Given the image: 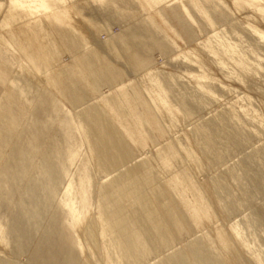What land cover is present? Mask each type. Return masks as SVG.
Instances as JSON below:
<instances>
[{
	"label": "rangeland",
	"instance_id": "rangeland-1",
	"mask_svg": "<svg viewBox=\"0 0 264 264\" xmlns=\"http://www.w3.org/2000/svg\"><path fill=\"white\" fill-rule=\"evenodd\" d=\"M19 1L24 8L17 10L10 3L11 0H0V115L2 111L8 110L12 122L0 149V264H105L104 258L107 256L113 257L111 260L118 264L128 261H131L128 264L134 261L135 264H161L164 259H168L170 264H186L179 258H172L184 252L189 244L191 247L193 242L203 244L202 240L206 236L204 242L207 241V246H210L208 251L211 254L218 253L220 249L219 244H215L218 239L229 246L230 252L225 264H264V0H211L223 7L227 19L216 16L212 22L193 11L195 24L181 17L189 25L187 32L179 28L176 22H162V11L172 9L178 12L182 5L189 9L187 0H167L169 3L156 8H150L143 0H105L104 3L108 4L88 0H50L59 6L56 11H51L46 0ZM147 3L151 5L150 1ZM33 7L37 11L30 12L29 8ZM260 7L262 10H259ZM60 8L70 17L71 28L63 30L50 19L60 12ZM246 22L262 33L263 48L247 37L251 26ZM213 31L219 32V40L212 41L223 43L225 40L224 44H234L236 52L243 54L251 69L247 72L241 70L229 56L227 59V54L208 55L203 51L199 43L213 35ZM62 33L72 38L77 48H71L61 39L59 35ZM80 36H86L88 44L80 40ZM33 39L34 43L40 42L46 52H55L47 74L71 77L70 90L78 94L74 97L75 103L59 96L45 82V68L40 66L41 71H37L36 66L31 65L27 55L21 51ZM254 39L259 40L256 37ZM191 50L195 51L190 56ZM99 52L106 55L105 59ZM186 52L190 53L189 56ZM252 54L261 58L262 62ZM85 56L93 59L99 71H81L80 58ZM190 57L194 58L190 59L192 62ZM107 64H111L121 75L119 81L107 72ZM253 69L256 71L253 72ZM146 72L156 79L160 87L165 88L166 106L172 111L163 104L165 99L156 96L154 88L158 84L151 82L149 74L144 75ZM135 90L139 91L137 98L132 95ZM151 93L152 100L149 97ZM180 97L185 107L179 105ZM130 101L138 102L139 114L144 111L140 103L146 101L148 109L160 118V124L164 127L163 134L152 133L153 137L149 139L151 142L146 145L140 135L141 131L132 121L133 108ZM108 103H116V109ZM177 104L181 108L176 107ZM87 110L96 111L99 118L101 114L104 130L113 129L115 138L124 144V148L127 151L132 149L130 154L128 151L130 160L121 166L101 163L97 148L92 145L90 149L88 146L93 133L83 118ZM147 125H144V130L148 132ZM209 126L216 132L212 135L211 150L205 153L204 149L202 151L204 138L198 130L205 127V130H209ZM195 130L199 133L198 137L195 136ZM135 139L140 143L139 146L130 144ZM200 142L203 144L200 145ZM171 147L175 149L171 150ZM186 149L194 158L185 156ZM159 151L162 152V158H171L168 162L170 164L164 166L165 169L159 163ZM45 168L50 170L49 177L42 175ZM136 172L139 176H136ZM141 173L142 176L151 177L153 185L146 179L148 177H143L144 186L142 184L141 188ZM130 178L131 183L139 184L133 186L139 189L137 194L130 186L134 196L139 194L137 204L143 206L142 202L148 198L149 202L146 200L144 204L147 208L137 204L129 205L132 203L120 206L118 199H114L116 184L124 186L122 179L129 184ZM144 180L151 185L145 184ZM31 181H34L33 185ZM168 181L178 184L185 191L189 204H195L207 219L197 227L193 226L189 214L181 210L178 196L169 190ZM203 189L211 190L214 196L212 193L206 194ZM109 192L115 196L111 195V198ZM140 194L142 198L146 195L148 197L143 200ZM97 200L99 207L96 206ZM162 202L165 205L164 211V207L160 206ZM117 206H124L123 209L127 211L133 206L131 208L134 212L132 209L129 212L122 208L120 210ZM144 207L150 212L146 213ZM171 214L186 221L184 231L177 234L168 231V217ZM131 215H135L133 218L136 221ZM153 215L159 217L158 221ZM104 216L108 224H115L112 231L107 232L106 222L100 223L99 217ZM118 216L120 220H116ZM132 222L134 226L130 224ZM161 224L167 226H162L166 232L161 230ZM119 225L125 233H122ZM142 225L147 226L149 231ZM139 226L142 229H138ZM235 226L239 231L238 239L232 235ZM103 229L107 232L104 238L100 236ZM156 230L157 235L154 232ZM114 231L117 236L120 234L118 239L127 236L125 239L128 240H120L123 242V245H119H122V249L117 246L121 252L115 243L112 244L117 238ZM142 231H146L145 234L149 232L151 239L150 242L144 240V246L148 245L145 248L147 254H140L142 256L137 257L141 260H138L134 259L137 254H133L135 251L132 248L136 249L138 243L135 244L132 237L137 233L145 236ZM158 232H161L162 237L167 233V237H159ZM213 232H216L215 235ZM152 235L157 237L155 243ZM104 248L110 249V255L109 249ZM124 249L132 253L123 252L126 256H132L128 257L130 260L122 254ZM252 253L253 258L260 256L257 257L259 261L251 258ZM120 256L126 259L121 257V260ZM255 260L257 263H253Z\"/></svg>",
	"mask_w": 264,
	"mask_h": 264
},
{
	"label": "bare ground",
	"instance_id": "bare-ground-1",
	"mask_svg": "<svg viewBox=\"0 0 264 264\" xmlns=\"http://www.w3.org/2000/svg\"><path fill=\"white\" fill-rule=\"evenodd\" d=\"M92 2V3H95V2H98V1H104V0H88V2ZM137 1H139V0H137ZM144 2H145V4L147 5V6H149L150 8H152V7H156V6H158V5H160L161 3H163L164 2V0H143ZM150 1V3H151V5H149V3H147V2H149ZM187 2H188V4H189V9L187 8V7H183L184 8V11L186 12V14H187V16H188V18L195 24L196 23V20H195V17H194V15H193V11L196 13V14H198V16H201L203 19H211L212 20V22H213V17H216V16H220V17H222V18H224V19H227V14L225 13V10L223 9V7H221L220 5H218V3H216V2H213V1H211V0H202V1H200V0H187ZM210 8H211V11H210ZM259 10H262V8L260 7L259 8ZM229 23V22H228ZM241 23V22H240ZM246 24L248 25V24H250V23H248V22H246ZM245 24V25H246ZM244 26V24H241V26ZM250 26L252 27H249L250 29L248 30V33L247 32H245V33H247L249 36H247V37H250L251 39H253V40H255V42L257 43V44H259L262 48H263V46L261 45V40L263 39V35H262V33L260 32V31H258V29L256 30L255 29V27H253L251 24H250ZM236 27V26H235ZM246 27V26H245ZM238 28H239V26H238ZM247 29H248V26L246 27ZM217 31H219L220 32V30H218V29H216ZM215 30V31H216ZM247 31V30H246ZM214 32V31H213ZM219 32H217V33H213V35H206L208 38L207 39H205V41H203V43L201 44V43H199L200 45H202V50L203 51H206L207 52V54L209 55V54H214V55H226V57L227 56H229V59H231V60H233L234 61V64L238 67V68H240L241 70H244V71H248L249 70V68L251 67L250 66V63H249V61L248 60H246L245 59V57L243 56V54L242 53H240L241 55H238L239 53L238 52H236V47H235V45L233 44V46L232 45H230L229 43H231V42H228V43H225L224 44V42H225V40H224V42L223 43H221L220 41L218 42V41H212L213 39H215V40H217L218 39V34H219ZM212 33V32H211ZM246 34V35H247ZM245 35V36H246ZM257 38V39H259L258 41L256 40V39H254V38ZM219 40V39H218ZM220 40L221 41H223V39H221L220 38ZM106 41H108V40H106ZM84 42H86V41H84ZM88 42V41H87ZM86 42V43H87ZM211 42H214V44L216 45H214V44H212ZM101 43H99V45H100ZM214 46H212V45ZM227 44V45H226ZM232 44V43H231ZM95 45V44H94ZM107 45V44H106ZM198 45V44H197ZM199 45V46H200ZM254 45V44H253ZM102 46V45H101ZM101 46H99V47H101ZM104 46V45H103ZM198 46V47H199ZM259 46V47H260ZM107 47V46H106ZM256 48H257V46H255ZM74 48H75V46H74ZM105 48H103V50H104ZM200 49H201V46H200ZM253 50V49H252ZM193 51H195V50H193ZM192 50L190 51L191 52V54L189 53V52H186L187 54L189 53L190 54V56L193 54L192 52H193ZM249 51H250V49H249ZM263 51V50H262ZM205 52V53H206ZM103 57L102 58H104V57H106V55L104 56L101 52H99ZM185 53V54H186ZM204 53V54H205ZM238 53V54H237ZM251 53H255V51L254 52H252L251 51ZM258 53V52H257ZM185 54H183L184 56H185ZM186 54V55H187ZM189 54H188V56H189ZM235 54H237V55H235ZM236 57H235V56ZM252 55H254L255 56V54H252ZM181 56H182V54H181ZM253 56V57H254ZM186 57V56H185ZM193 57H194V55H193ZM234 57L236 58V59H234ZM256 57V59H258L257 58V56H255ZM259 57V56H258ZM181 58H184V57H181ZM186 58H188V57H186ZM185 58V59H186ZM105 59V58H104ZM108 59V58H107ZM184 59V60H185ZM190 59H194V58H189V60ZM227 59H228V57H227ZM256 59H255V61H256ZM259 60V62H262V60H261V58L260 59H258ZM261 60V61H260ZM191 61V60H190ZM109 62V61H108ZM192 62V61H191ZM112 63V62H111ZM194 63H195V61H194ZM260 64H262V63H260ZM202 67V66H201ZM200 68V67H199ZM198 68V69H199ZM202 69V68H201ZM251 69V68H250ZM254 71H256V70H254L253 69V72ZM107 72L109 73V74H111L112 76H113V78L115 79V80H118L119 81V79H120V77H121V75L115 70V68L111 65V64H107ZM151 72V71H150ZM154 72V71H153ZM249 72H252V71H249ZM152 73V72H151ZM156 73V72H155ZM147 74H149V72L147 73H145L144 75H146L147 76ZM153 75V74H152ZM145 76V78H147ZM151 78H152V80H151ZM193 78V77H192ZM149 79H150V81L151 82H153V83H156V85L157 86H155V88H154V90H155V92H156V96H158L160 99H165V100H163V104L166 106V95H165V93H166V91H165V88H163V87H160L159 86V83H157L156 82V79H154V77H152L151 76V74H149ZM194 80V79H193ZM46 81H47V79H46ZM195 82H197V80L195 79ZM47 84H49L52 88H53V90H55L58 94H59V96L61 95V97H64V98H67L68 100H70V102L71 103H75L76 101H75V99H74V97H76V96H78V94H74V92L73 91H70V87H69V85L67 86V87H65L64 86V83H57V84H54V83H47ZM67 89V90H66ZM72 89V88H71ZM165 91V92H164ZM142 92H143V90H142ZM137 93H139V91H136L135 90V92H133V97H138V94ZM144 93V92H143ZM128 94V93H127ZM149 96V95H148ZM150 98H151V100L153 99V95H152V93H151V95L149 96ZM195 98V97H194ZM180 100H178L179 102H180V104L179 105H181V107H185L186 105H185V103H184V101L182 100V98L180 97L179 98ZM66 100V99H65ZM149 100V99H148ZM66 102H67V100H66ZM130 102H132V101H130ZM137 104H138V102H132V108H133V115H132V121L135 123V126L141 131L140 132V135H141V137L143 138V142H144V144L146 145L148 142H151V141H149V139H151V137H153V134L152 133H156V134H158V135H162L163 134V128H162V126H161V124H160V118H158L151 110H149L148 109V107H147V104H146V101H143V102H141L140 104L144 107V111H143V114H139L138 113V109H137ZM72 105V104H71ZM108 105H110L111 107H113V108H115L116 109V103H113V104H111V103H108ZM124 106L125 107H127V105H126V103L124 104ZM166 107H168V109H170L171 110V108L167 105ZM176 107H180V106H178V104H177V106ZM180 107V108H181ZM172 111V110H171ZM96 112V111H95ZM95 112H93V111H88L87 110V113L84 115V119H86L85 121L87 122V125H88V127L90 126V128L92 129V133H93V139H92V141H91V143L88 141V139L86 138V141H88V146L90 147V149H92V145H93V147H96L97 148V150H98V158L101 160V163H104V164H113L114 166L115 165H120V164H124V163H126L127 161H128V159H129V154L131 153V151H132V149H130V150H128V151H130L129 152V154H128V151H127V149L126 148H124V144L119 140V139H117V138H115V136H114V133L112 132V130H110V128L107 130H104V127H102L104 124V121L102 122L101 121V114H100V118L95 114ZM99 112V111H98ZM81 113V112H80ZM227 113V112H226ZM79 114V113H78ZM99 115V114H98ZM227 116H229V114L227 115ZM230 117V116H229ZM232 117V116H231ZM232 119L234 120V118L232 117ZM221 120V119H220ZM232 120V121H233ZM235 121V120H234ZM217 123H220V122H218V121H216ZM216 122H215V124H216ZM229 122H230V120H229ZM148 124L147 126H148V132L146 131V130H144V125L145 124ZM162 123V122H161ZM163 125H164V123H163ZM165 125H167V124H165ZM164 125V126H165ZM205 125H207V124H205ZM147 126H145V129H147L146 127ZM202 127H204V125H201ZM168 127V126H167ZM202 127H200V128H202ZM211 127L212 126H209L207 129H209V130H205L206 129V127L203 129H196V130H198V132L200 133V136L202 135L203 136V138H204V144H203V148H202V146H200V145H202L201 144V142H200V148H202V151H203V149H204V151H205V153L206 152H209L210 150H211V147H212V145H213V137H212V135H213V133H215L216 132V130L213 128V129H211ZM123 128V127H122ZM152 129V131H151V129ZM199 128V127H198ZM195 130V132H196V134H195V136H197L199 133L197 132ZM114 131V130H113ZM151 134H152V136H151ZM226 134V133H225ZM242 134V133H241ZM226 135H228V134H226ZM217 136V135H216ZM198 137V136H197ZM202 138V137H201ZM202 138V139H203ZM153 140L155 141V138H153ZM152 140V142H154ZM245 140V139H244ZM202 141V142H203ZM178 143V142H177ZM215 143V142H214ZM237 143V142H236ZM131 145L133 144V145H135V146H139L140 145V143L135 139V140H133V141H131V143H130ZM169 145H170V143H169ZM171 146H174V145H171ZM186 147V146H185ZM134 148V147H133ZM187 148V147H186ZM135 149V148H134ZM171 150H174L175 148L174 147H171L170 148ZM188 149V148H187ZM187 149H186V155L185 156H187L188 158H194L192 155H191V153H190V151H187ZM190 149V148H189ZM163 150V149H162ZM183 150V149H182ZM201 150V149H200ZM180 151V150H179ZM185 151V150H184ZM203 151V152H204ZM175 152H176V150H175ZM181 152V151H180ZM192 152V151H191ZM202 152V153H203ZM181 154V153H180ZM183 154V153H182ZM215 154V153H214ZM158 155H159V159L161 160V162H159L158 160V158L157 157H155V159L157 158L158 160H156V161H158L159 163H161V164H163L162 166L164 167V166H168V164H170V163H168L169 162V159L171 160V158H166V159H164V158H162V152L161 151H159L158 152ZM169 156V155H168ZM184 156V157H185ZM165 157V156H164ZM212 157V156H211ZM176 158V157H175ZM221 158V157H220ZM130 160V159H129ZM187 160H190V159H187ZM197 161V160H196ZM147 162V161H146ZM173 162V161H172ZM195 162V161H194ZM142 164H146V163H142ZM141 164V165H142ZM161 164H159L160 166H161ZM148 165V164H147ZM147 165L144 167V168H146L147 167ZM110 166H112V165H110ZM121 166V165H120ZM136 166L137 167H139L138 166V164H136ZM161 166V167H162ZM137 167H135L136 169H137ZM149 167V166H148ZM144 168H143V170H144ZM151 168V167H150ZM171 168V167H170ZM136 169H135V171H136ZM140 169V168H139ZM162 169H165V167L164 168H162ZM172 169V168H171ZM132 170H133V168H132ZM145 170H147V169H145ZM144 170V171H145ZM149 170V169H148ZM166 170H167V168H166ZM138 171V170H137ZM144 171H141V172H144ZM150 171H152V169L150 170ZM149 171V173H151ZM169 171V170H168ZM133 172V171H132ZM139 172H140V170H139ZM148 172V171H147ZM147 172H146V174H147ZM137 173V175L136 174H134V175H136V176H139L138 174V172H136ZM148 173V175H152V174H149ZM133 174H131V175H133ZM143 174H145V173H143ZM141 176H142V173L140 174ZM135 176V178L137 179V177ZM132 177V176H131ZM134 177V176H133ZM143 177H144V179L146 178V177H148V178H146L147 180H149V182L150 183H152V185H153V182H151L150 180H151V177H149V176H147V175H145V176H142L141 178V180H140V186H142V184H143ZM153 178V177H152ZM139 179V178H138ZM168 179V178H167ZM166 179V180H167ZM120 180V179H119ZM123 180V179H122ZM121 180V182H122V185H124V186H119V185H117L116 184V187H117V189L115 190V192H113L115 195H116V197L114 198V199H118V201H119V203L118 204H120V206H122V204H125V203H132V204H129V205H134V206H136L135 204H137L138 202H136V200H138L139 201V194L138 195H136L137 194V190H139V189H135L133 186L135 185V182H132L131 183V178H130V183L129 184H126V182H124V181H122ZM147 180H144V181H146L145 182V184L147 183ZM133 181H135L134 180V178H133ZM142 181V182H141ZM121 182H120V184H121ZM123 182L126 184H123ZM139 182V181H138ZM169 182V181H168ZM118 183H119V181H118ZM148 184V183H147ZM136 185H139V184H136ZM135 185V186H136ZM148 185H151V184H148ZM119 186V187H118ZM130 186H132L134 189H135V192H136V196L138 197V199H137V197L136 196H134V194H133V192H132V189L133 188H130ZM143 186H144V184H143ZM143 186L141 187V188H143ZM145 186H147V185H145ZM207 186H209V185H207ZM206 186V187H207ZM218 186V185H217ZM148 188H149V186H147ZM211 187V186H210ZM137 188V187H136ZM140 188V187H139ZM168 188H169V190H171V192L173 193V194H175V195H177L178 196V198H179V202H180V207H181V210L182 211H184V212H187L188 214H189V221L193 224V226H195V227H197V225H199L203 220H205V219H207L205 216H204V214L203 213H201L200 212V210H199V208L195 205V204H193V205H191V204H189V202L186 200V198H185V191H183L180 187H179V185L178 184H176L174 181H170L169 183H168ZM168 188H167V190H168ZM208 188V187H207ZM150 189V188H149ZM212 189V188H211ZM146 190V189H145ZM161 190V189H160ZM142 191V190H141ZM144 191V190H143ZM157 191H159V190H157ZM163 191H164V188H163ZM162 191V192H163ZM203 191H206V189L204 190L203 189ZM211 191V190H210ZM210 191L209 190H207L206 191V194H208V195H211V193H212V195H213V192H211L210 193ZM148 192V191H147ZM159 192H161V191H159ZM158 192V193H159ZM161 192V193H162ZM169 192V191H168ZM113 193L112 194H110V192H109V194H110V196L112 195L113 196ZM139 193H141V192H139ZM141 194H143V193H141ZM141 194H140V198H142L141 197ZM160 194V193H159ZM158 194V195H159ZM164 194V193H163ZM114 195V196H115ZM143 195H145V194H143ZM162 195V194H161ZM160 195V197H164V196H161ZM112 196H111V198H112ZM113 196V197H114ZM147 196V195H146ZM146 196H144L143 198L145 199V197ZM156 196V195H155ZM214 196V195H213ZM148 197V196H147ZM159 197V198H160ZM205 197H206V195H205ZM209 197V196H208ZM101 198V197H100ZM142 198V199H143ZM149 198H151V197H149ZM213 198V197H212ZM143 199V200H144ZM207 199V198H206ZM209 199V198H208ZM214 199V198H213ZM213 199H211V201H213ZM216 199V198H215ZM214 199V200H215ZM108 200H109V198H108ZM142 200V201H143ZM148 201V198L147 199H145V202H147ZM166 200V199H165ZM141 201V202H142ZM210 201V200H209ZM134 202H136V203H134ZM140 202V203H141ZM145 202L143 201L142 203H144L145 204ZM149 202V201H148ZM208 202V201H207ZM217 202V201H216ZM216 202H215V204H216ZM109 203H111V200L109 201ZM108 203V204H109ZM116 203H117V201H116ZM141 203V204H142ZM159 203V202H158ZM163 204L162 205H160V206H163L164 208H162V210L163 209H165V205H164V202H162ZM168 203V202H167ZM219 203V202H218ZM100 204V203H99ZM118 204H116V205H118ZM127 204H125V205H127ZM143 204V206H145ZM148 204V203H147ZM165 204H166V202H165ZM210 204V203H209ZM111 205V204H110ZM114 205H115V202H114ZM138 205V204H137ZM140 205V204H139ZM138 205V206H139ZM167 205V204H166ZM169 205V204H168ZM168 205H167V207H168ZM96 206H98V200H97V205ZM112 206V205H111ZM141 206V205H140ZM143 206H141V207H143ZM157 206H158V204H157ZM211 206V205H210ZM216 206V205H215ZM99 207V206H98ZM113 207V206H112ZM117 207H119V206H117ZM124 207V206H123ZM123 207H121L122 208V210H124L123 209ZM131 207H133V206H130L129 208L130 209H132V211H133V208H131ZM146 208H147V206H145ZM144 207V208H145ZM169 207H170V205H169ZM168 207V208H169ZM222 207V206H221ZM120 208V207H119ZM121 208H120V210H121ZM125 208V207H124ZM128 208V207H127ZM126 208V209H127ZM135 208V207H134ZM145 208V209H146ZM129 209V210H130ZM170 209V208H169ZM110 210V209H109ZM115 209H113V211H114ZM118 210V209H117ZM129 210L127 211V210H124V211H127V212H129ZM136 210V209H135ZM137 210H138V208H137ZM170 210H173V209H170ZM123 211V212H124ZM131 211V212H132ZM146 211V213L147 212H150V211H147V209L145 210ZM144 210H143V212H145ZM159 211V210H158ZM164 211V210H163ZM166 211V210H165ZM110 212V211H109ZM122 212V211H121ZM134 212V211H133ZM132 212V213H133ZM152 212H154V211H152ZM160 212V211H159ZM158 212V213H159ZM167 213L169 212L168 211V209H167V211H166ZM120 213V212H119ZM131 213V214H132ZM138 213H139V211H138ZM146 213L144 214V215H146ZM109 214V213H108ZM111 214V213H110ZM114 214L115 215H117L115 212H114ZM121 214V213H120ZM119 214V215H120ZM125 214H126V212H125ZM154 214V213H153ZM162 214V213H161ZM161 214H159V215H161ZM124 215V214H123ZM126 215H129L128 213L126 214ZM139 215H141L140 213H139ZM138 215V216H139ZM143 215V214H142ZM150 215V214H149ZM111 216V215H110ZM109 216V217H110ZM132 216V215H131ZM137 216V215H136ZM146 216H148V215H146ZM146 216H144L145 217V219H146ZM153 216H155V215H153ZM187 216V215H186ZM100 217H102V214H100ZM99 217V219H100V223L102 224H104L105 222H106V220H107V215H106V217L104 216V218H100ZM113 217V219H114V216H112ZM119 218H117L116 220H120V216H118ZM121 217H123L122 215H121ZM127 217V216H126ZM126 217H124V218H126ZM130 217V216H129ZM133 217H135V215L134 216H132V218ZM143 217V216H142ZM150 216H148V218H149ZM151 217H152V215H151ZM155 217H157V221H158V216H155ZM154 217V218H155ZM131 218V219H132ZM108 219H112V218H108ZM130 219V218H129ZM133 219H135V221H136V218H133ZM142 219V218H141ZM144 219V220H145ZM151 219V218H150ZM153 219V218H152ZM156 219V218H155ZM155 219H153V221L155 220ZM168 219H170L169 220V222H168V225H169V229H168V231L170 230L171 232H173V233H180L182 230L184 231L185 230V228H186V221L182 218V217H179L178 215H172L171 214V217L169 218L168 217ZM115 220V219H114ZM123 220V219H122ZM127 220V219H126ZM162 220V219H161ZM102 221V222H101ZM133 221V220H132ZM147 222L149 221L148 219L146 220ZM156 221V220H155ZM207 221V220H206ZM113 222H115V221H113ZM118 222V221H117ZM123 222V221H122ZM121 222V223H122ZM131 222V221H130ZM141 222V221H140ZM161 222V221H160ZM160 222H158V223H160ZM162 222L164 223V221L162 220ZM107 223V222H106ZM120 223V222H119ZM137 223V222H136ZM153 223H155V222H153ZM108 224V223H107ZM114 224V223H113ZM113 224L110 222L107 226L108 227H106V226H104V227H106L107 228V232L108 231H112L111 229H114V228H112V226H113ZM117 224V223H116ZM127 224H129V222L127 223ZM131 225H133V222L132 223H130ZM141 224V223H140ZM155 224H157V223H155ZM154 224V225H155ZM118 225V224H117ZM124 223H123V227H124ZM145 225H147L148 226V224H146V222H145ZM145 225H142V226H145ZM150 225H151V227H152V224L150 223ZM153 225V226H154ZM164 225V227H167V226H165V224H163ZM162 224H161V227L163 226ZM114 226H115V224H114ZM120 226V225H119ZM130 226V225H129ZM134 226V225H133ZM138 226V225H137ZM147 226H145V228L147 227ZM158 226V225H157ZM160 226V225H159ZM121 227V229H122V226H120ZM125 228H127V227H125ZM133 228V227H132ZM135 228H136V226H135ZM145 228H143V230H145ZM149 228V227H148ZM156 228V227H155ZM160 228V227H159ZM237 226H235L234 227V229L232 230L233 231V233L234 234H232L234 237H235V239L237 238H239V231H237ZM117 229V228H116ZM120 229V228H119ZM119 229H117V231L119 230ZM120 229V230H121ZM129 228H127V230H128ZM131 229V228H130ZM138 229H142V227L140 228V226H139V228ZM147 229V228H146ZM154 229V227H152V229L151 230H153ZM156 229H158V227L156 228ZM164 230L165 228H161V230ZM122 230H123V232H122ZM120 232H122V233H125L124 232V229H122ZM126 230V229H125ZM133 230V229H132ZM148 230V229H147ZM146 230V231H147ZM162 230V231H163ZM116 231V230H115ZM114 231V232H115ZM139 231V230H138ZM137 231V232H138ZM145 231V232H146ZM149 231V230H148ZM158 230H156V231H154L155 233L157 232ZM161 231V232H162ZM165 232H166V230H164ZM168 231H167V233H168ZM169 231V232H170ZM107 232H105V229H103L102 230V233H100V236L101 237H106L105 235H107ZM130 232V231H129ZM129 232H127V234H131V233H134L135 231H132L131 233H129ZM142 232H144V231H142ZM145 232H144V235L145 236H143L142 237V235H139V233H137V234H134L133 235V237H132V239H135V244L136 243H138L137 244V246H139L138 248H137V246H136V249H135V247H133L132 246V248H134L133 249V251H135L133 254L134 255H136V257L137 256H142L143 254H145V256H146V251L147 250H145V248L147 249V246H144V244H146V241L144 242V240H148L149 242H150V240L149 239H151L149 236L150 235H148V234H150L149 232L148 233H146L147 234V236H146V234H145ZM151 232V231H150ZM161 232H158V236L161 234ZM106 233V234H105ZM163 233V232H162ZM167 233H165V235L163 234V237L165 236V237H167ZM214 233V232H213ZM216 233V232H215ZM215 233H214V235H215ZM114 234V233H113ZM119 234V233H118ZM205 234V233H204ZM203 234V235H204ZM109 235H110V233H109ZM115 235L117 236V234H116V232H115ZM120 235V234H119ZM119 235L117 236V238L116 239H118V237H119ZM132 235V234H131ZM131 235H129L128 236V238H129V240H130V238H131ZM156 235H157V233H156ZM214 235H213V237H214ZM111 236V235H110ZM110 236H107V237H110ZM114 236V235H113ZM126 236V235H125ZM125 236L123 235L122 236V238L120 237V239H118L119 241L117 242H115V240H114V242H112V244H114L115 243V246L117 247V246H119L120 245V243L122 242H120V240H122V239H124V241L125 240H128V239H125ZM153 236V235H152ZM151 236V237H152ZM155 236V235H154ZM154 236H153V239H152V241L155 243V241H154V239H157V237L156 238H154ZM161 236V238H163L162 237V235H160ZM159 236V237H160ZM170 236V233H168V237ZM112 237V236H111ZM110 237V238H111ZM115 237V236H114ZM124 237V238H123ZM127 237V236H126ZM164 237V238H165ZM241 237V236H240ZM90 239H91V236L89 237ZM109 238V239H110ZM170 238H171V236H170ZM205 238H207V236L205 237ZM205 238H204V240H202L203 241V244H201V243H199L200 241H198V243L199 244H194V242L193 243H191V244H193L191 247H190V244L187 246V247H189V248H185L184 249V252L182 251V253H179L180 255H176L175 257L173 256V255H171V257L173 256L174 258H172V259H175L176 258V260H177V258H179V259H181L182 261H185V263L186 264H225V260H226V258H227V255H228V253L230 252V248H229V246L227 245V244H224L223 242H221L219 239L217 240L218 241V243H215V244H219L218 246H220V253H219V250L217 249V248H215L214 246V249H217L218 250V253L216 252V254H211L209 251H208V248L210 247V246H207L208 244L206 243V242H204L205 241ZM216 238V237H215ZM108 239V238H107ZM111 239V240H112ZM214 239V238H213ZM243 239V238H242ZM242 239H240V241H242ZM111 240H109L108 241V244H109V242L111 241ZM112 240V241H113ZM214 240H216V239H214ZM214 240H212L213 241V243H214ZM244 240V239H243ZM107 241V240H106ZM157 241V243H158V240H156ZM159 241L161 242L162 240H160L159 239ZM167 241V240H166ZM165 241V242H166ZM208 241H209V239H208ZM104 242H105V240H104ZM104 242H103V245H104ZM131 242V241H130ZM134 241L132 240V243H133ZM144 242V243H143ZM148 242V243H149ZM168 242V241H167ZM166 242V243H167ZM210 242V241H209ZM123 243V242H122ZM121 243V244H122ZM162 244L164 243L163 241L161 242ZM170 243V242H169ZM212 243V242H211ZM108 244H107V246H108ZM110 245V246H114V245ZM127 244V243H126ZM126 244H124V246L126 245ZM130 245H132L131 243H129ZM134 244V243H133ZM158 244H160V243H158ZM204 244H206V246L204 245ZM103 245H102V248H103ZM123 245V244H122ZM122 245L121 246H119V248L121 247V249H122ZM128 245V244H127ZM129 245V246H130ZM166 245H168V243L166 244ZM106 246V247H107ZM115 246H114V248H115ZM123 246V248H125ZM160 246V245H159ZM163 246V245H162ZM165 246V245H164ZM216 246V245H215ZM167 247V246H166ZM110 248V247H109ZM109 248H104V250L105 249H109ZM118 248V247H117ZM117 248H115L114 250H116ZM118 248V250H120V252H121V249H119ZM129 248V247H128ZM127 248V249H128ZM111 249H112V251H113V248L111 247ZM106 250V251H107ZM118 250H116L117 251V253L119 252ZM126 249H124V251L122 250V254H123V252H127L128 253V250H126ZM130 250H132L131 248H130ZM216 250V251H217ZM145 251V253H143ZM215 251V250H214ZM118 253L119 255L121 254V253ZM130 252H132V251H130ZM107 253V252H106ZM110 249H109V255H110ZM128 254H132V253H128ZM140 254H142V255H140ZM254 253H252L251 254V256L253 255ZM107 254H105V256H106ZM117 255V254H116ZM124 255V254H123ZM175 255V254H174ZM104 256V257H105ZM113 256V255H112ZM124 256H126V255H124ZM254 256V255H253ZM253 256L251 257L252 259H254L253 258ZM110 257V256H109ZM108 256L107 257H105L104 258V262H105V264H118V262L117 261H112L111 260V258H113V257H110L109 258ZM114 257H115V254H114ZM121 257H123V256H120V259H121ZM127 257V260L129 259L128 257H132L131 255H127L126 256ZM126 257L124 258V259H126ZM144 257V256H143ZM257 257H260V256H256V258L255 259H257V261H259V259L257 258ZM118 258V257H117ZM134 258V257H133ZM132 258V260L134 261V259H138V257L137 258H134L133 259ZM142 258V257H141ZM169 258V261H172V260H170V257H168ZM117 260V259H116ZM122 260V259H121ZM120 260V261H121ZM130 260V259H129ZM138 260H141L140 258L138 259ZM137 260V261H138ZM168 260V259H167ZM167 260L165 261V259H164V261H162V263L161 264H168L169 262H167ZM175 260V261H176ZM261 260V259H260ZM124 262L126 261V260H123ZM136 261V262H137ZM128 262H131V261H128ZM128 262L126 263V264H128ZM135 262V261H134ZM134 262H132V263H130V264H135ZM173 262V261H172ZM171 262V263H172ZM261 262V261H260ZM260 262H258V263H260ZM120 263H122V262H120ZM125 263H123V264H125ZM253 263H257L256 262V260H255V262H253ZM170 264V263H169ZM261 264V263H260Z\"/></svg>",
	"mask_w": 264,
	"mask_h": 264
},
{
	"label": "crops",
	"instance_id": "crops-1",
	"mask_svg": "<svg viewBox=\"0 0 264 264\" xmlns=\"http://www.w3.org/2000/svg\"><path fill=\"white\" fill-rule=\"evenodd\" d=\"M104 1H98V2H95V3H101L102 4V3H104ZM167 2L169 3V1L164 0V2L161 3L160 5H164ZM10 3L12 4L13 7H16L17 10L24 8L23 4L19 0H11ZM46 4L51 8V11H56V10L59 9V6L56 3L52 4V2H50V0H46ZM104 4H108V3H104ZM160 5H158V6H160ZM158 6H156V7H158ZM156 7H152V8H156ZM183 7H185V6L182 5L178 9L179 10L178 12H176L175 10H172V9L171 10L162 11V15L164 17V18H162V22L163 23L165 21L168 22V23L169 22H176L178 24L179 28H181L182 30L187 32L188 29H189V27H188L189 25H188L187 21H185L184 18L182 19L181 17H185L189 21H191V20L188 18V16H187L186 12L184 11ZM29 11L30 12H34V11H37V10L33 7V8H29ZM61 17L64 18V19H62ZM50 19L52 21H54L58 26H61L63 28V30L67 29V28H71V19L65 13V11L62 10V9L60 10V12L57 15H54V16L50 17ZM65 35H66L65 33H62V34L59 35V37L61 39H64L67 42V44H69V46L71 48H74V46L77 48L76 42L73 41L72 38H69L68 36H65ZM50 36H51V34H50ZM50 36L48 35V37H50ZM35 38H37V37H35ZM80 40L87 42L86 36H84V37L80 36ZM86 44H88V42ZM53 47L55 48L56 46L53 44ZM26 49L25 50L23 49L21 51H23V53H25L27 55L29 63L31 65H33V66H36V70L39 71V72L42 69V68L40 69V66L45 68V69L44 68L43 69L45 70L46 74L43 76V78H45V82L46 83H54V84L64 83L65 87H67L68 85L70 86V83L72 82V79H71L70 76H68V77L66 75L60 76V75L51 74V73L47 74L50 71L49 66L52 63V60H53V56L52 55L55 52H52V51L51 52H46L44 50V47L41 46L40 42L35 41V43H34V39L31 42L28 43ZM28 50H30V51L27 52ZM92 53L96 54L95 52H92ZM80 63L82 65V70L81 71H87V72L99 71L98 69H96V66H95V64L93 62V59L91 57L85 56V57L80 58ZM46 79H47V81H46ZM91 79H94V78L91 76ZM70 91H72V90H70ZM42 103L45 104L43 101H42ZM8 115H9V111L8 110L2 111V113L0 115V149H1V145H3V143L6 140L5 136L8 134V131H9V129L12 126L11 125L12 122H10V118H9ZM78 130H79L80 134H82L80 129H79V126H78ZM49 174H50L49 168H45V169L42 170V175H44V177H49L50 176ZM30 183H32V185H33L34 181H31Z\"/></svg>",
	"mask_w": 264,
	"mask_h": 264
}]
</instances>
